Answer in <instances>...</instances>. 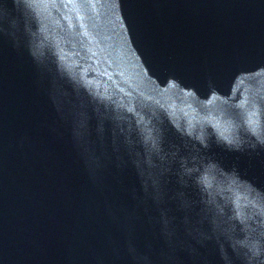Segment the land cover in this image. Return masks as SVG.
Segmentation results:
<instances>
[{"label": "water", "instance_id": "obj_1", "mask_svg": "<svg viewBox=\"0 0 264 264\" xmlns=\"http://www.w3.org/2000/svg\"><path fill=\"white\" fill-rule=\"evenodd\" d=\"M27 3L0 0V264H241L217 222L264 224V0Z\"/></svg>", "mask_w": 264, "mask_h": 264}, {"label": "clouds", "instance_id": "obj_2", "mask_svg": "<svg viewBox=\"0 0 264 264\" xmlns=\"http://www.w3.org/2000/svg\"><path fill=\"white\" fill-rule=\"evenodd\" d=\"M29 7L27 0H24V8ZM0 12L11 15L13 9L10 7L0 8ZM255 135V133H253ZM260 139V137H257ZM264 142V141H262ZM195 160V158H193ZM214 167L211 163L197 165L193 163L191 167L185 168V171L192 176V180L201 194V202L207 205V212L215 216L217 210L223 211L212 199L213 191L216 187L215 180L210 174V169ZM235 218L239 219L237 212ZM217 228L220 233L229 240L233 251L240 256L241 264H264V224L258 225L239 237L232 236L227 229L220 228L217 222ZM225 264H228L225 258Z\"/></svg>", "mask_w": 264, "mask_h": 264}]
</instances>
